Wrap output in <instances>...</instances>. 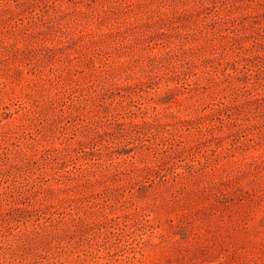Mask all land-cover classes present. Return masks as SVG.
<instances>
[{"label": "rangeland", "instance_id": "374dc122", "mask_svg": "<svg viewBox=\"0 0 264 264\" xmlns=\"http://www.w3.org/2000/svg\"><path fill=\"white\" fill-rule=\"evenodd\" d=\"M0 264H264V0H0Z\"/></svg>", "mask_w": 264, "mask_h": 264}]
</instances>
